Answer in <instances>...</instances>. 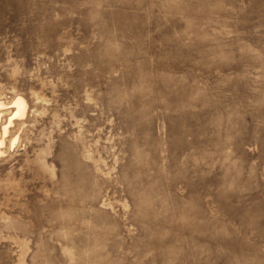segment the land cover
Segmentation results:
<instances>
[{
	"label": "rangeland",
	"instance_id": "obj_1",
	"mask_svg": "<svg viewBox=\"0 0 264 264\" xmlns=\"http://www.w3.org/2000/svg\"><path fill=\"white\" fill-rule=\"evenodd\" d=\"M17 96L0 264H264V0H0Z\"/></svg>",
	"mask_w": 264,
	"mask_h": 264
},
{
	"label": "bare ground",
	"instance_id": "obj_2",
	"mask_svg": "<svg viewBox=\"0 0 264 264\" xmlns=\"http://www.w3.org/2000/svg\"><path fill=\"white\" fill-rule=\"evenodd\" d=\"M6 110L10 111L5 121V119L3 120V116ZM27 110L28 103L21 96H17L10 103L0 101V156L3 155L4 149L7 147V139L10 135V129L14 127V121L23 120L26 117Z\"/></svg>",
	"mask_w": 264,
	"mask_h": 264
}]
</instances>
